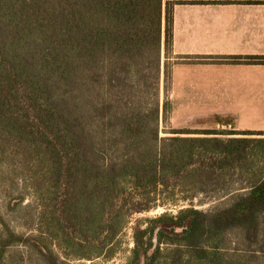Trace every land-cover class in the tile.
<instances>
[{"label": "trees", "instance_id": "trees-1", "mask_svg": "<svg viewBox=\"0 0 264 264\" xmlns=\"http://www.w3.org/2000/svg\"><path fill=\"white\" fill-rule=\"evenodd\" d=\"M208 3L264 0H0V264L112 261L132 223L125 264H264V132L160 134L174 7Z\"/></svg>", "mask_w": 264, "mask_h": 264}, {"label": "crops", "instance_id": "crops-1", "mask_svg": "<svg viewBox=\"0 0 264 264\" xmlns=\"http://www.w3.org/2000/svg\"><path fill=\"white\" fill-rule=\"evenodd\" d=\"M172 57L171 103H264V4L176 5Z\"/></svg>", "mask_w": 264, "mask_h": 264}, {"label": "rangeland", "instance_id": "rangeland-1", "mask_svg": "<svg viewBox=\"0 0 264 264\" xmlns=\"http://www.w3.org/2000/svg\"><path fill=\"white\" fill-rule=\"evenodd\" d=\"M171 56L166 59L165 53L162 55V75L160 82V134L161 137H169L175 130L190 131H262L264 132V103H171V72L175 61ZM168 103L166 115L163 113L164 104ZM242 138V137H240ZM249 139H264V136H249ZM241 183H237V186ZM202 202H205L202 204ZM4 207L7 205L6 199L1 200ZM33 204V199L28 197L26 205ZM221 203L214 198H200L194 205L202 210H209ZM169 211L176 213L178 208L168 207ZM165 211L164 208L152 211L145 216H157ZM12 226L16 231L23 234H30L32 230L26 225L27 213L23 212L18 219L9 216ZM134 221V220H133ZM133 223L129 225L123 235V250L112 261L105 259H95L92 261L70 260V264H125L130 251L133 248ZM19 249V250H18ZM13 250L14 262H19L20 256L25 257L24 264H44L37 255L30 254L28 249L18 248ZM21 252V253H20ZM22 264V263H21Z\"/></svg>", "mask_w": 264, "mask_h": 264}]
</instances>
